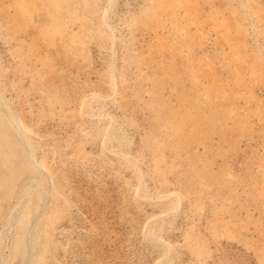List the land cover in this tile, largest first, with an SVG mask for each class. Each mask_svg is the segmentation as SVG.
Returning <instances> with one entry per match:
<instances>
[{"label":"rangeland","instance_id":"1","mask_svg":"<svg viewBox=\"0 0 264 264\" xmlns=\"http://www.w3.org/2000/svg\"><path fill=\"white\" fill-rule=\"evenodd\" d=\"M0 264H264V0H0Z\"/></svg>","mask_w":264,"mask_h":264},{"label":"bare ground","instance_id":"2","mask_svg":"<svg viewBox=\"0 0 264 264\" xmlns=\"http://www.w3.org/2000/svg\"><path fill=\"white\" fill-rule=\"evenodd\" d=\"M7 116H8V115H7ZM8 119H9L8 121H11V120H12V119L10 120L9 117H8ZM11 124H12V123H11ZM15 130H16V129H15ZM17 130H18V129H17ZM17 130H16V131H17ZM20 140H21V138H20ZM22 144H23V143H22ZM21 146H22V145H21ZM23 148H25V147H23ZM26 154H27V153H26ZM28 156H29V155H28Z\"/></svg>","mask_w":264,"mask_h":264}]
</instances>
